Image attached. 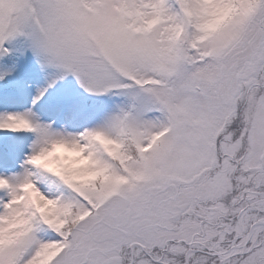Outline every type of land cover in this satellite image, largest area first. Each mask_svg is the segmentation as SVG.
Segmentation results:
<instances>
[{
    "label": "snow or ice",
    "instance_id": "obj_1",
    "mask_svg": "<svg viewBox=\"0 0 264 264\" xmlns=\"http://www.w3.org/2000/svg\"><path fill=\"white\" fill-rule=\"evenodd\" d=\"M0 264H264V0H0Z\"/></svg>",
    "mask_w": 264,
    "mask_h": 264
}]
</instances>
